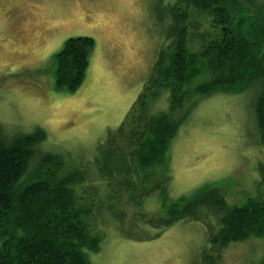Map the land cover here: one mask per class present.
I'll use <instances>...</instances> for the list:
<instances>
[{
    "label": "trees",
    "instance_id": "1",
    "mask_svg": "<svg viewBox=\"0 0 264 264\" xmlns=\"http://www.w3.org/2000/svg\"><path fill=\"white\" fill-rule=\"evenodd\" d=\"M156 8L167 24V46L124 121L91 160L67 164L40 150L43 129L14 136L0 124V264H93L91 254L101 252L112 222L139 241L151 238L134 234L142 224H206L209 247L193 264H221L231 244L264 239V160L258 165L263 190L240 204H229L219 184L177 201L168 197L173 142L203 100L252 93L256 141L264 147V11L257 0H160ZM95 46L90 37L65 43L55 56L57 91L72 94L82 86ZM155 195L163 216L145 212ZM101 199L112 201L104 217ZM129 208L131 230L124 227Z\"/></svg>",
    "mask_w": 264,
    "mask_h": 264
},
{
    "label": "rangeland",
    "instance_id": "2",
    "mask_svg": "<svg viewBox=\"0 0 264 264\" xmlns=\"http://www.w3.org/2000/svg\"><path fill=\"white\" fill-rule=\"evenodd\" d=\"M159 1L0 0V124L14 136L43 129L47 137L40 150L62 155L67 164L91 160L108 132L124 121L167 46V24L156 13ZM257 3L264 11V0ZM202 22V31L209 29L206 19ZM77 37L95 40L89 68L75 93L59 92L55 56ZM196 39L193 51L200 47ZM254 100L247 91L199 104L172 145L169 200L219 184L235 205L263 190L258 165L264 147L256 141ZM160 199H147L145 212L163 216ZM101 200L104 217L105 203L112 201ZM132 214L129 208L126 229L133 228ZM116 227L105 226L102 250L91 254L93 264H193L209 247L208 226L201 222L180 221L166 229L142 224L134 234L151 237L142 241ZM221 264H264V239L231 244Z\"/></svg>",
    "mask_w": 264,
    "mask_h": 264
}]
</instances>
